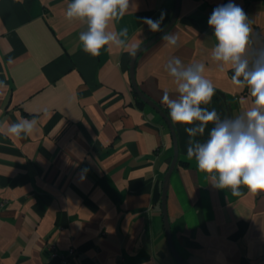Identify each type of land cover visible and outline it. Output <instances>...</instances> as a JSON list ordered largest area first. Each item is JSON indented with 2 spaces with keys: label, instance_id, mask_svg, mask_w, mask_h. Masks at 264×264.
<instances>
[{
  "label": "crops",
  "instance_id": "crops-1",
  "mask_svg": "<svg viewBox=\"0 0 264 264\" xmlns=\"http://www.w3.org/2000/svg\"><path fill=\"white\" fill-rule=\"evenodd\" d=\"M70 2L0 0V81L7 85L0 88V128L37 120L30 136L0 133V264H64L61 255L72 247L68 264H179L161 205L174 157L170 128L138 102L128 51H83L79 34L87 26L66 18ZM130 2L135 8L110 30L127 27V43L138 47L160 32L150 31L142 18L158 20L165 13L163 29L176 6V0ZM229 2L181 0L167 31L177 35L178 46L160 38L139 55L136 79L168 114L161 97L165 90L177 95L165 70L173 56L185 66L205 64L203 75L228 95L233 118L253 106L249 90L232 83V70L220 71L211 58L216 41L208 19ZM231 2L252 21L254 58L264 47V0ZM206 107L228 118L217 93ZM173 124L179 157L167 210L176 249L190 264H264V192L251 195L242 186L244 194L236 197L213 187L187 158V125ZM213 126L195 139L206 141Z\"/></svg>",
  "mask_w": 264,
  "mask_h": 264
},
{
  "label": "clouds",
  "instance_id": "clouds-1",
  "mask_svg": "<svg viewBox=\"0 0 264 264\" xmlns=\"http://www.w3.org/2000/svg\"><path fill=\"white\" fill-rule=\"evenodd\" d=\"M135 8L130 0H71L65 16L68 20L86 23L79 40L83 51L99 56L101 49L112 47L128 51L135 56L139 47L127 43L128 28L110 30V24L124 17ZM160 19L142 18L150 31H163ZM208 25L213 29L216 43L211 50V58L218 62L220 71L228 66L233 75L232 83L240 89L247 88L253 97V106L234 118L221 119L215 109L206 106L212 101L215 88L211 80L205 78L204 63L184 65L180 57L173 56L165 66L177 85V95L172 98L167 90L163 92L161 103L169 109L174 123L187 125L184 131L187 142V158L196 161L199 171L208 174L213 187L229 189L236 197L242 196V186L248 194L264 192V47L256 49L254 58L249 56L253 41V24L240 5L233 2L213 9ZM259 34H257L258 36ZM167 45L178 46L175 33L161 37ZM9 64L13 63L10 58ZM7 85L0 81V88ZM205 106V107H202ZM213 124L208 139L200 142L206 126ZM37 120L21 118L7 125L0 133L16 138L30 136L36 130ZM23 134V135H22ZM87 169L82 170L86 173ZM81 175V179H84Z\"/></svg>",
  "mask_w": 264,
  "mask_h": 264
},
{
  "label": "water",
  "instance_id": "water-1",
  "mask_svg": "<svg viewBox=\"0 0 264 264\" xmlns=\"http://www.w3.org/2000/svg\"><path fill=\"white\" fill-rule=\"evenodd\" d=\"M180 5H181V0H176V6H175V10L173 12V15H172L170 21L167 23V25L163 28V31H160L153 38H151L147 42L143 43L139 47L137 54L134 57L132 56L131 63H130V75H131L132 85H133L134 89L136 90L137 94L139 95V97L145 103H147L149 106H151L153 109H155L164 118V120L168 124L170 131H171V134L173 136L174 157H173L172 163H171V165H170V167L166 173V176L164 178L161 205H162V211H163V216H164V225H165V230H166L170 250H171L172 254L174 255L175 259L177 260V262L179 264H190L181 256V254L176 249V246H175L174 240H173L170 221L168 218V210H167V196H168L170 177H171V174H172V172H173V170H174V168L178 162V157H179V144H178V137L176 134V129L174 127V124H173L169 114L166 112V110L159 103L152 100L141 89V87H140V85L136 79V72H135L136 71V62H137L139 55L143 51H145L147 48L152 46L158 39H160L165 34V32H167L174 25V23L176 22V20L178 18L179 12H180ZM215 93H217L222 98V100L224 101L228 118H233L228 95L224 91H222L218 88H215Z\"/></svg>",
  "mask_w": 264,
  "mask_h": 264
},
{
  "label": "built area",
  "instance_id": "built-area-1",
  "mask_svg": "<svg viewBox=\"0 0 264 264\" xmlns=\"http://www.w3.org/2000/svg\"><path fill=\"white\" fill-rule=\"evenodd\" d=\"M50 248H51V249L54 251V253H55V251H56V246H55L54 244H50ZM75 252H76L75 248L72 247V248L69 250V254H63V255H61L62 262H63L64 264H68L69 261H70V259H71V256H72L73 254H75Z\"/></svg>",
  "mask_w": 264,
  "mask_h": 264
},
{
  "label": "trees",
  "instance_id": "trees-1",
  "mask_svg": "<svg viewBox=\"0 0 264 264\" xmlns=\"http://www.w3.org/2000/svg\"><path fill=\"white\" fill-rule=\"evenodd\" d=\"M138 102L140 103V104H146L141 98H139L138 97Z\"/></svg>",
  "mask_w": 264,
  "mask_h": 264
}]
</instances>
